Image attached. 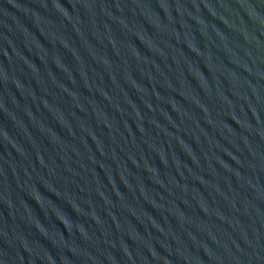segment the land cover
Here are the masks:
<instances>
[{
    "label": "water",
    "instance_id": "water-1",
    "mask_svg": "<svg viewBox=\"0 0 264 264\" xmlns=\"http://www.w3.org/2000/svg\"><path fill=\"white\" fill-rule=\"evenodd\" d=\"M0 264H264V0H0Z\"/></svg>",
    "mask_w": 264,
    "mask_h": 264
}]
</instances>
